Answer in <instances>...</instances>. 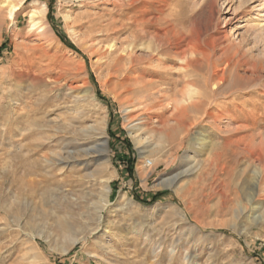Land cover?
<instances>
[{"label": "rangeland", "instance_id": "obj_1", "mask_svg": "<svg viewBox=\"0 0 264 264\" xmlns=\"http://www.w3.org/2000/svg\"><path fill=\"white\" fill-rule=\"evenodd\" d=\"M3 43L0 264H264V0H0ZM217 83L235 120L171 96Z\"/></svg>", "mask_w": 264, "mask_h": 264}, {"label": "bare ground", "instance_id": "obj_2", "mask_svg": "<svg viewBox=\"0 0 264 264\" xmlns=\"http://www.w3.org/2000/svg\"><path fill=\"white\" fill-rule=\"evenodd\" d=\"M212 2H213V0H212ZM134 6H135V4H134ZM13 7V6H12ZM132 8V7H131ZM15 9H18V7H16ZM135 9V8H134ZM133 9V10H134ZM135 12H137L136 10H135ZM37 15V14H36ZM150 19V18H149ZM137 20V19H136ZM91 22V21H90ZM174 23V22H173ZM91 24H92V22H91ZM170 25H172V26H170V27H167V28H165V29H161V30H159V29H157L158 31H155L154 30V34L153 35H151L150 37L156 42L155 43V46H163V44L161 43V42H164L165 41V44H167L168 43V46H166L165 45V47H167V48H165V49H163L164 51L165 50H171V53L173 54V57L172 58H174V57H179V58H181V59H183V61L185 62V64H186V68L189 66V65H191L193 62L191 61H188L187 60V57H186V55H187V53H188V51L190 52V53H193L194 55H202V56H206L207 57V55H208V53L206 54L205 52H202V51H200L199 49H197V48H195L194 46H192V45H188L187 43L186 44H184V36L182 37V39L181 40H179V41H175L176 43H174V44H172V42L170 41V39H169V37H170V35L172 34V35H174V34H176V33H178L177 31H178V28H176V26L174 25V24H171L170 23ZM121 26V25H120ZM116 27V26H115ZM100 28V27H99ZM98 29V28H97ZM101 29V28H100ZM105 29V28H104ZM102 30V29H101ZM180 30V29H179ZM159 32H161L162 34H160ZM180 32V31H179ZM175 37V36H174ZM180 37V36H179ZM144 38V37H143ZM137 39V38H136ZM135 39V40H136ZM138 40H140V39H138ZM174 40V39H173ZM107 41V40H106ZM133 41V40H132ZM128 42V41H127ZM131 42V41H130ZM170 42H171V44H170ZM108 47V46H107ZM152 47V46H151ZM159 47H156L157 49L159 48ZM210 47V46H209ZM215 49V47H213V46H211V49ZM152 49V48H151ZM156 49V50H157ZM160 49V48H159ZM161 51H162V49H161ZM210 51V50H209ZM215 51V50H214ZM151 52H152V50H151ZM150 52V53H151ZM155 52V51H154ZM163 52V51H162ZM132 53V52H131ZM149 53V54H150ZM153 53V52H152ZM165 53H167V52H163V54H165ZM170 53V52H169ZM212 53H214V52H212ZM227 53V52H226ZM171 55V54H170ZM209 55H211V54H209ZM150 57V56H149ZM165 58H166V56H165ZM203 58V57H202ZM27 59V58H26ZM26 59H24V60H26ZM132 59V58H131ZM143 59V58H142ZM156 58H154V60H155ZM159 59V58H158ZM167 59V58H166ZM170 59V58H169ZM192 59V58H191ZM134 60V59H133ZM171 60V59H170ZM172 61V60H171ZM174 61V60H173ZM152 62V61H151ZM166 62V61H165ZM192 66H194V64H192ZM184 67V66H183ZM185 68V67H184ZM215 68V67H214ZM162 72H163V70H162ZM223 73V72H222ZM144 74V73H143ZM153 75H154V73H153ZM156 75H158V73L156 74ZM161 76H162V73L160 74ZM143 76V75H142ZM155 76V75H154ZM186 78H185V77ZM184 76L182 77V84L184 85V86H187V85H189V86H194V85H196V83H194L192 80H191V78L189 77V75H187V73H184ZM212 76H217V72H215L214 70H213V72H212ZM132 77V76H131ZM139 77V76H138ZM144 77V76H143ZM150 77H151V75H150ZM205 77V76H204ZM133 78V77H132ZM140 79H141V77H139ZM139 78H138V80H139ZM153 78V77H152ZM161 79V78H160ZM222 78L220 77V80H221ZM137 80V79H136ZM142 80V79H141ZM142 82H143V80H142ZM166 82V81H165ZM206 83V82H205ZM221 83V82H220ZM160 84L157 82V81H152L151 79L150 80H145L144 81V84H143V86L142 87H140V90H143V92L144 93H147V94H145L144 95V97L145 96H148V95H150V94H148V92H150L149 90L151 89V91L153 92V90H152V88H157L158 86H159ZM164 85H165V83H164ZM141 86V85H140ZM151 86V87H150ZM162 86V85H161ZM166 86H167V84H166ZM165 87V86H164ZM142 88V89H141ZM159 89H160V87H159ZM159 89L157 90V91H159ZM181 89V88H180ZM178 89V90H174V91H171V89H169V88H167V89H164V93L166 92V91H171V96H173V97H180L182 100H186L187 102H188V104H189V106H190V108H192L193 109V113H194V115H198V116H200V117H203V118H211V119H213L214 120V122H215V119H217V118H219V117H221V116H226V117H228L229 119H231V120H235V118L238 116V114H237V112H240V113H242V111L241 110H239L237 107H236V105L235 104H233L234 102H226V103H224V107H222V109H215V107L213 106V104L212 103H216L218 100H219V98L220 97H224L221 93L223 92V86H220L219 85V83H217V85L215 84V88L213 87V88H211V90H210V92L208 93V92H206V91H202V92H197L195 95H193V94H191L190 93V91H188L187 89H185V88H183V89ZM155 90V89H154ZM163 90V89H162ZM161 90V91H162ZM160 91V92H161ZM143 92H142V94H143ZM159 92V93H160ZM163 92V91H162ZM154 93H156V91L154 92ZM225 93V92H224ZM223 93V94H224ZM153 94V93H152ZM157 94H158V92H157ZM227 94V93H226ZM159 95V94H158ZM167 95V94H166ZM165 95V96H166ZM219 95H221L220 97H219ZM160 96V95H159ZM151 97H153V95H151ZM157 97V96H156ZM161 97H162V99H163V97H164V94H162L161 95ZM166 97H168V96H166ZM173 97H171V98H173ZM149 98V97H148ZM153 99H155V97L153 98ZM165 99H167V98H165ZM155 100H158V99H155ZM159 101H160V99H159ZM148 102H149V100H148ZM151 102H153V100L151 101ZM157 102V101H156ZM148 104H150V103H148ZM229 106H232V108H230ZM213 107H214V109H213ZM230 108V109H229ZM178 111L177 112H179V114L180 113H184V114H187L188 113V107H187V110H186V107H181V108H179V109H177ZM183 114V115H184ZM182 116V115H181ZM192 116V115H191ZM178 117V116H177ZM183 117V116H182ZM195 119V118H194ZM102 146L105 148V145H106V141L104 140L102 143ZM90 149H92V148H90ZM85 151V150H84ZM89 153V150H87V152H86V154H88ZM151 163V165H152V161L150 162ZM222 168V167H221ZM216 170H218V169H216ZM225 175V174H224ZM228 175V174H227ZM259 175H261V174H259ZM261 179V178H260ZM213 182V181H212ZM108 181H104L103 182V188H104V192H103V199H102V201H103V204H108V193H109V191H110V188H109V185H108ZM254 183H256V182H254ZM260 184V183H259ZM257 186H258V182H257ZM253 187V186H252ZM253 188H257L256 187V185L253 187ZM259 188V187H258ZM261 188V187H260ZM260 188L258 189L259 191H260ZM250 191V190H249ZM236 193V192H235ZM258 193V192H257ZM257 195V194H256ZM253 208H255V207H253ZM253 210H255V209H253ZM236 212H241V211H236ZM254 213H256V215H255V219H256V221H258V222H261V221H263L264 220V205L262 206V205H257L256 206V211H253ZM254 215V214H253ZM182 216H184V213L182 214ZM252 218V217H251ZM264 226V225H263ZM67 236V235H66ZM70 237H69V242L71 243V244H75V243H77L80 239H82L83 237H84V235H78V234H70L69 235ZM70 243H68V244H70ZM70 244V245H71ZM67 248V247H66ZM66 248H65V246H63V245H61V249H62V251H66Z\"/></svg>", "mask_w": 264, "mask_h": 264}, {"label": "trees", "instance_id": "obj_3", "mask_svg": "<svg viewBox=\"0 0 264 264\" xmlns=\"http://www.w3.org/2000/svg\"><path fill=\"white\" fill-rule=\"evenodd\" d=\"M60 37L62 38V41L69 47L73 48V45L67 40L65 39V37L63 35L60 34ZM4 44L3 43L1 46H0V51L4 48Z\"/></svg>", "mask_w": 264, "mask_h": 264}, {"label": "built area", "instance_id": "obj_4", "mask_svg": "<svg viewBox=\"0 0 264 264\" xmlns=\"http://www.w3.org/2000/svg\"><path fill=\"white\" fill-rule=\"evenodd\" d=\"M144 164H145V166H150L151 163L149 160H146Z\"/></svg>", "mask_w": 264, "mask_h": 264}]
</instances>
